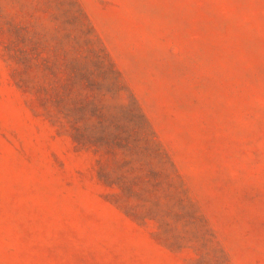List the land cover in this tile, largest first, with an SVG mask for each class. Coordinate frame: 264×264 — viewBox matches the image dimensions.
<instances>
[{"label": "rangeland", "instance_id": "rangeland-1", "mask_svg": "<svg viewBox=\"0 0 264 264\" xmlns=\"http://www.w3.org/2000/svg\"><path fill=\"white\" fill-rule=\"evenodd\" d=\"M0 264H264V0H0Z\"/></svg>", "mask_w": 264, "mask_h": 264}, {"label": "trees", "instance_id": "trees-1", "mask_svg": "<svg viewBox=\"0 0 264 264\" xmlns=\"http://www.w3.org/2000/svg\"><path fill=\"white\" fill-rule=\"evenodd\" d=\"M57 7L60 6V4L56 5ZM51 19V21L55 22L57 17L56 15H48ZM72 40V37H71ZM72 51V60L64 63L62 66V70L66 72L67 74V83L68 86H64L60 84L58 86V90H52L55 91L54 97L51 99V103L56 108V121L58 123L63 122L67 125H69L72 122V125L75 123V119L78 117L76 114L78 111H81L84 106H87V110L89 111V116H86V118H92V116H95V113H100L103 111V107H97L93 102L85 100L82 105H76L73 94H75L76 91V85L79 84L84 87V85L89 83L90 81L95 80L98 74H101L103 76H111L112 80L115 81V84H119V75L116 72L115 68L113 67L112 63L109 61L107 55L105 54L102 47H99L98 52H96L93 56L94 61H88L87 58L84 57V52L81 50H78L74 48V46L70 45L69 49L65 51L64 53L67 54L68 52ZM87 51V50H86ZM92 53L90 51L87 52V57L91 55ZM89 59V58H88ZM99 77V76H98ZM101 78V77H100ZM72 82V83H71ZM61 83V82H60ZM75 83V84H74ZM92 87L91 82L85 86V89H89ZM104 95V94H103ZM132 101V100H131ZM130 103V102H129ZM132 106V104L130 103ZM133 107V106H132ZM97 110V112H96ZM89 138H94L91 135L88 136ZM108 136H100L98 137L99 142L105 143L108 141ZM115 138V137H114ZM124 177H120V179L117 181L115 186L117 187L119 193L121 196H123L124 191ZM146 181L145 178H139L138 176L132 177V182L134 183V189L132 191H129L131 195H138L139 192L141 193V189L138 187V184L144 183ZM125 200H122L124 202ZM126 202V201H125ZM156 224L160 225L156 222Z\"/></svg>", "mask_w": 264, "mask_h": 264}]
</instances>
